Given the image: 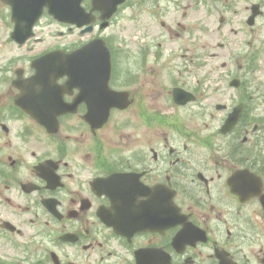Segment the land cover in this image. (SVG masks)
Wrapping results in <instances>:
<instances>
[{
	"label": "flooded vegetation",
	"instance_id": "1",
	"mask_svg": "<svg viewBox=\"0 0 264 264\" xmlns=\"http://www.w3.org/2000/svg\"><path fill=\"white\" fill-rule=\"evenodd\" d=\"M249 7L126 0L109 21L120 15L126 38L106 34L102 20L93 37L111 45L109 86L127 107H112L100 124L110 94L70 86L61 89L70 109L47 105L45 125L37 97H23L15 80L19 70L34 73V58L71 50L69 27L40 50L41 36L18 44L12 6L0 0V264H264L260 89L246 81L236 89L242 116L223 134L212 87L193 78L213 57L215 15L217 34L236 37Z\"/></svg>",
	"mask_w": 264,
	"mask_h": 264
},
{
	"label": "rangeland",
	"instance_id": "2",
	"mask_svg": "<svg viewBox=\"0 0 264 264\" xmlns=\"http://www.w3.org/2000/svg\"><path fill=\"white\" fill-rule=\"evenodd\" d=\"M245 20L242 18L245 32L240 33L239 36L225 38L215 33L213 38L209 39L213 45V51L218 53V56L210 60L206 69L203 71L199 69L195 76L196 78L207 76L211 83L213 88V111L215 113V123L217 124L224 112L217 110L215 104L218 102L227 103L230 99L236 98L234 97L236 95L234 91L229 88H227V91L223 89L228 86L227 83L231 77L236 75L242 79L257 80L262 82L261 90L264 89V16L259 19L254 31L249 29ZM217 23L218 21L215 19V27ZM79 39L81 37L77 33L70 37V40L77 41ZM219 42L225 43V47H218ZM255 51L259 53L258 66L255 70H251L248 66L250 65V57ZM222 62H227L228 66L222 67ZM261 100L263 109L257 111L259 113L258 117H264V97H261Z\"/></svg>",
	"mask_w": 264,
	"mask_h": 264
},
{
	"label": "water",
	"instance_id": "3",
	"mask_svg": "<svg viewBox=\"0 0 264 264\" xmlns=\"http://www.w3.org/2000/svg\"><path fill=\"white\" fill-rule=\"evenodd\" d=\"M43 5V4H42ZM42 6L39 7V11L41 12ZM39 12V13H40ZM22 17L18 18L16 17V32L15 36L20 37V20ZM34 20H29L28 21V27L27 31L30 33V29L34 23ZM71 21H76L78 24H83V21H80L78 19H72ZM92 45L86 46V48H82L80 50H77L73 53H70L68 55H61V54H52L49 56L44 57L43 59L39 60L40 62L39 65V75L37 76L38 78H44L46 77V74H43L44 72L48 73L51 71L52 67L57 65V63H61L58 65H62L61 68L58 70L60 73H68L70 78H72V73L79 71L80 69V64L84 62H88L91 64H99L95 70L101 71V72H106L107 73V78L108 79V74H109V58L107 54H104L101 57L95 56L91 50L87 49ZM84 57H88L90 59H85ZM45 69V70H44ZM35 78V77H34ZM233 122L236 121V119L233 117L232 118Z\"/></svg>",
	"mask_w": 264,
	"mask_h": 264
}]
</instances>
